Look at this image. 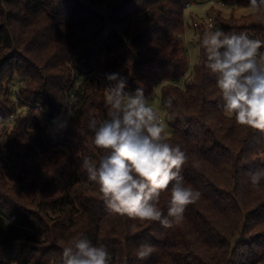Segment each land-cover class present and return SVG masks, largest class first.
<instances>
[{
    "label": "trees",
    "instance_id": "1",
    "mask_svg": "<svg viewBox=\"0 0 264 264\" xmlns=\"http://www.w3.org/2000/svg\"><path fill=\"white\" fill-rule=\"evenodd\" d=\"M194 1L0 0V125L17 105L31 109L0 134V163L12 169L11 180L0 174V264H61L63 248L77 236L104 245L110 264L264 260V180L259 186L249 181L264 169V132L239 126L223 112L200 48L187 76L181 36L185 5ZM221 1L225 7L249 5ZM223 25L226 34L264 41V12ZM198 31L200 42L206 30ZM113 73L125 78L128 93L140 87L148 98L161 88L173 129L165 140L186 154L184 181L201 192L170 229L110 213L82 167L85 157L99 159L88 123L108 119L104 85L110 86L106 77ZM15 76L24 80L11 98L6 82ZM59 113L68 125L60 122L56 136H46ZM170 188L158 204L165 215ZM142 242L154 246L146 260L136 258Z\"/></svg>",
    "mask_w": 264,
    "mask_h": 264
},
{
    "label": "clouds",
    "instance_id": "2",
    "mask_svg": "<svg viewBox=\"0 0 264 264\" xmlns=\"http://www.w3.org/2000/svg\"><path fill=\"white\" fill-rule=\"evenodd\" d=\"M247 11L264 12V0H249ZM208 23L199 48L205 68L216 77L223 101L222 109L239 126L264 132V41L250 39L244 32L226 34L212 30ZM105 88L108 119L88 123L99 159L85 157L82 167L87 180L97 186L100 199L110 213L133 221L159 222L172 228L183 220L187 206L196 203L201 192L187 185L182 175L186 154L179 145L165 140V127L157 112L144 97L143 88L125 92L126 80L118 73L109 74ZM166 107H172L171 99ZM67 117H72L67 112ZM66 123V121H65ZM264 180V169L249 176L252 186ZM170 188L167 215L158 206L160 195ZM134 227V225H133ZM154 246L142 242L136 258L146 260ZM111 255L104 245L93 246L82 236L74 237L61 254V264H110Z\"/></svg>",
    "mask_w": 264,
    "mask_h": 264
},
{
    "label": "rangeland",
    "instance_id": "3",
    "mask_svg": "<svg viewBox=\"0 0 264 264\" xmlns=\"http://www.w3.org/2000/svg\"><path fill=\"white\" fill-rule=\"evenodd\" d=\"M209 11V7L207 3H204V0H197L192 2V5L190 7H187L184 12V33L181 36V44L184 49L185 53V60H187V65H188V71H187V76L191 73L193 67L198 63L199 61V31L198 29L193 27V22L194 21H199L201 20L205 14ZM213 14L214 20L215 18L217 19V22L215 21V26L214 30L220 29L223 31L225 25L224 24H229L232 23L234 20L239 19L240 17L244 15H248L249 12L247 9H241V8H232V7H225L223 9H218L215 8L211 11ZM218 23V24H217ZM220 23V24H219ZM23 78L15 76L14 79L7 81L6 82V87L9 90V94L11 98L15 97V93L18 91L19 87L23 83ZM81 81V78L78 80V82ZM77 82V83H78ZM8 84V86H7ZM105 88L109 87V85H104ZM160 87L154 88L153 94L146 98V101L149 105L153 107V109L157 112V115L159 117L160 122L163 125H166L165 127V139L169 138L172 136L173 129L171 128L168 120H167V115L163 107L161 106L160 103ZM31 109L29 106L26 104H19L16 107L15 110V116L12 115L8 122L4 123L3 125H0V134H7L10 131H12V125H13V120L15 117L21 116H27L28 111ZM35 113L40 111V108H37L34 110ZM46 120V119H45ZM13 121V122H12ZM66 121V123H65ZM62 122L61 124L63 125H68V119L66 116L64 117L61 113H59V117H57V120L54 121L53 123H47V128L45 129V135H49L50 137H55L56 134L53 132L55 131L56 125L58 123ZM46 122L42 121V124H45ZM6 127L8 130H5ZM5 128V129H4ZM44 135V132L42 133ZM62 149H65L64 147H61ZM261 156L264 161V150L261 153ZM0 174L4 175L7 180H11L12 175V169L8 166L4 167L3 164L0 163ZM264 264V260L260 263Z\"/></svg>",
    "mask_w": 264,
    "mask_h": 264
},
{
    "label": "built area",
    "instance_id": "4",
    "mask_svg": "<svg viewBox=\"0 0 264 264\" xmlns=\"http://www.w3.org/2000/svg\"><path fill=\"white\" fill-rule=\"evenodd\" d=\"M205 3L208 4V7H209V11L205 14V16L199 20V21H194L193 22V27L198 29L200 27H204L206 31H208V23L209 21H211L213 23V25L215 24V20H214V17H213V14L211 13V11L215 8H218V9H223L225 8V5L224 3L221 1V0H206ZM192 5V2L190 3H187L185 5V9L187 7H190ZM215 26V25H214ZM214 29V28H213ZM212 29V30H213ZM100 77H102V75L100 74L99 75ZM103 78V77H102ZM52 121V120H51Z\"/></svg>",
    "mask_w": 264,
    "mask_h": 264
}]
</instances>
